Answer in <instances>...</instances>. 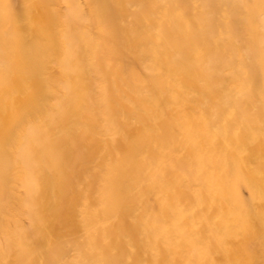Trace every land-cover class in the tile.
Wrapping results in <instances>:
<instances>
[{"label": "rangeland", "instance_id": "obj_1", "mask_svg": "<svg viewBox=\"0 0 264 264\" xmlns=\"http://www.w3.org/2000/svg\"><path fill=\"white\" fill-rule=\"evenodd\" d=\"M0 264H264V0H0Z\"/></svg>", "mask_w": 264, "mask_h": 264}]
</instances>
